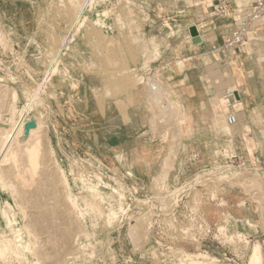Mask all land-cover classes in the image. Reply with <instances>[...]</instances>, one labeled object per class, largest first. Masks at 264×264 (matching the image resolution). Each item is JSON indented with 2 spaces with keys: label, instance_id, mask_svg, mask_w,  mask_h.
I'll return each mask as SVG.
<instances>
[{
  "label": "rangeland",
  "instance_id": "obj_1",
  "mask_svg": "<svg viewBox=\"0 0 264 264\" xmlns=\"http://www.w3.org/2000/svg\"><path fill=\"white\" fill-rule=\"evenodd\" d=\"M82 1L83 0H0V91L13 89L16 92L18 103L21 106H26V103L29 102V96L32 90L39 88L35 95L36 97L32 99V102L30 101L31 106H28L29 109L27 108V111L30 118L34 119L36 124L37 122L41 123L38 134L43 136L42 147L50 151L49 158L53 162L52 164L56 166L55 171L51 168L48 172L50 174L53 173L52 176L55 180L57 179V175H61L62 172V177L67 179L64 185H67L72 190L71 192L74 198L78 196V191H76L77 188L78 190H85V192H87V187H95L100 193L96 200L100 209L105 211H116L111 219L112 222L110 227L105 224L102 217L95 218L94 216H90V214L87 215L86 219L83 221V225L87 232V238L83 237L82 241L90 243L86 250L90 253L93 252V254L92 256L85 254L79 256L78 262H86L87 264H150V262H152L157 264L155 257L147 251V248L150 247L152 242V238L147 230V219L151 217V213H149L151 210L145 212V210H141L140 206L133 203L134 198H132L133 200H129L127 194L124 193V186H134L135 189L138 190V193H140L139 195H141L157 194L159 190L166 189L171 185L178 186L183 183H190V190H192L190 197L192 196V200L195 202L206 200L208 202L209 196L216 197L217 192L224 190V188H221V184L234 185L239 181L240 183L238 182V184L242 183V186L244 183L248 182L247 185L251 183L252 187H254V180L245 177L246 181L242 176L233 175L230 167L227 170L224 169L222 172L214 174V176L209 175V181L207 178L203 177H197L195 179L203 169L212 170L223 166L217 163L202 166L201 168L199 167L198 170H192L189 175H183L182 171L185 168L188 155L185 156L184 153L181 156L180 151L183 146V139L191 137L192 128L184 121L185 117L175 102L174 103L178 107V110L176 108L178 113L175 115L176 120L174 117L169 116L164 118L158 114L159 106L153 103L150 93L148 94L150 103V129L152 135L156 137V146L158 145L157 147L162 152L159 163L161 165V172L168 170V175L167 179H165L166 181L164 180L165 188H160V186L157 185L156 179H154L160 176L161 172L141 182V179H139L137 173H135V169L139 168V159L131 154H121V152H118V149H116L115 132H117L118 128L115 121L109 122L105 127L98 126L97 122L95 125H92L90 113L92 111H98L99 109L103 111L105 107L111 105L112 101H117L118 95L119 93L121 94V92L125 94L129 102L124 101L119 103V111L122 113L126 112L127 106L131 104L132 101L131 91L136 90L138 86L142 85L146 86L148 89L149 78L157 80L155 76H153L154 78L152 77V74H140L142 70L149 71L150 66L148 62L150 59H155L156 56H147L150 54V52H148V47L131 48L120 45L116 46L115 41H112V37L107 39L101 34V26L109 28L108 16L110 15V11H108V6L107 8L104 7L110 4H108V0H96L92 8L90 4L86 5L83 11L84 13H82L80 17L82 21L80 22L79 20V22L74 25L75 28H71L74 16L77 12V4ZM100 3L102 6L105 5L102 7ZM95 6L98 8L97 11L96 8H94ZM97 12L101 13L98 14ZM97 15L100 16L98 17ZM98 20L101 21L99 22ZM103 20L107 22L105 23ZM89 25H93L92 28H89ZM96 28L99 30H96ZM62 42H64V46L58 53V47ZM80 42L87 43V47L77 46V43ZM137 52H141L147 57L143 64L131 66L130 62L127 60V55L133 57ZM82 54L87 55V137L84 142L77 141L75 148L71 150V144L68 143L67 137L61 135L63 134V130H57L59 128L56 122V118H58L57 108H59V101H63V99L67 97V90L73 88L69 85L71 83V78L83 80L81 77L83 76L84 70H81L80 68L82 67H79V65L72 63L73 59L75 60V55ZM55 55L56 58L54 59ZM38 84L40 85L38 86ZM105 97H107L108 100L105 101ZM171 102L173 104V101ZM183 122L185 123L181 124ZM54 130L56 132H54ZM54 135L57 136V140H55ZM175 142L179 143V148L177 152L174 153L172 150L177 144ZM174 143L175 145H173ZM171 153L175 156V160L173 159L174 161H172V167L167 166L168 163H166V160L169 159L168 156L172 155ZM172 156L169 157L172 158ZM195 161L197 160L191 159L192 163ZM166 167H169V169ZM70 170L73 171V174L70 173ZM35 176L39 181L41 176ZM231 178L233 179L231 180ZM239 178L242 179L239 180ZM73 179H75V181ZM78 183L80 186L77 185ZM251 184H249V186H251ZM34 185H37L35 181H33V185L31 184L30 186H32L33 191L37 192L38 189ZM53 185L59 188L56 181ZM75 185H77L76 188ZM30 186H28V192L31 191ZM213 190L216 191V193H214ZM38 192L39 195L38 193L36 194L39 197L33 194L34 192L28 193L29 196L26 193V196L29 197L31 201H29V198H26L28 199L27 202L25 199L22 201L25 209L31 211V206L35 207L36 205H34V202H36L38 206L34 208L35 210L39 209V207H41L40 210L47 207V210L57 211L58 209L59 213L62 211L65 215L67 207L64 202L60 201L63 203L62 207V204L60 202H58L60 203L58 204L49 191L48 193L53 198L47 194L46 197H44L41 195L44 192ZM33 196L40 199V201L43 199V203L40 202L43 205H40L39 201L37 202ZM45 198L48 200H44ZM34 199L36 201H34ZM126 202L129 203V205L125 206L124 203ZM56 203L58 206H61L58 208ZM78 203L81 205L80 200H78ZM44 204H48L50 209ZM55 207L57 209H54ZM56 215L57 214H55L54 217L55 221L51 226L55 224L56 221L57 225L55 224L54 227L52 226L53 229H50V226L48 229V226L44 228L47 230H43L44 233L42 232L38 235L39 240L43 239L40 238L41 236L46 237L51 230H55L57 233L58 225L63 228V222L62 225L58 224L62 221L58 220L59 217H61V219L65 218L66 220L70 218L67 213V216ZM115 217L117 218L115 219ZM240 221L245 226L247 225V228L255 227V224L249 220ZM244 225L240 227L242 231L238 230L233 232L226 231V228L221 229V231L225 230L229 237L234 236L238 239L234 247L236 255L241 248L246 247L245 254L248 249L247 244L238 243L240 241L239 239L246 237L243 230L246 228ZM60 227L58 228L61 231ZM220 227L223 228L224 224ZM131 228L133 230L136 229L137 232L130 234ZM49 229L50 231L47 232ZM55 231H53V234H55ZM46 232L47 234H45ZM53 234L49 233L48 236L50 235L51 237ZM55 235L52 237H56ZM72 245L73 242L71 240L66 246L70 248ZM173 245L178 249L193 254H196L200 249L199 245L196 243L179 239H175ZM58 246H60V244ZM257 246L260 247V245L256 243L254 248ZM251 253L253 254L252 251ZM252 254L250 255L249 264H262V252L261 258L255 261L256 263L252 261ZM196 257L198 258L199 255H195V257L192 258L194 259V261H191L192 264H197L195 260L198 262L200 261L197 260ZM204 260V264H213L210 260L206 259V257ZM0 264L24 263L19 261L16 257L9 256L4 260L0 258Z\"/></svg>",
  "mask_w": 264,
  "mask_h": 264
},
{
  "label": "crops",
  "instance_id": "obj_2",
  "mask_svg": "<svg viewBox=\"0 0 264 264\" xmlns=\"http://www.w3.org/2000/svg\"><path fill=\"white\" fill-rule=\"evenodd\" d=\"M218 2L110 0L109 28L100 25V31L105 38L112 37L116 46L148 47L147 56H156L148 62L149 71L142 70L140 74L156 77L192 128L191 137L183 139L180 151L181 156L188 155L183 175L202 166L228 163L233 175L254 180L256 187L232 184L233 188L224 187L218 192L224 206L201 200V210L212 227L226 224L228 231L240 230L237 219L253 222L254 228L244 229L249 242L245 264L250 263L251 251L252 258L256 252L259 259L262 252L264 264V25H254L241 44L224 49L223 41L234 28L238 12L253 10L254 4L253 0H227L228 15L215 16L213 10ZM189 28H195L200 42H192ZM77 46L87 47V43ZM147 56L137 52L134 58L127 55V60L136 66L143 64ZM72 63L84 70L83 80L71 78L69 85L73 88L59 101L56 118L57 130H63L61 135L67 137L71 150L77 141L84 142L87 137V55H75ZM148 91L143 85L131 91L132 101L126 112L119 111V103L129 102L121 92L117 101L103 111L90 113L92 125L97 122L105 127L115 121L116 149L139 159L135 173L141 182L161 172L162 152L150 129ZM229 92L233 97L228 96L231 104L226 107L225 95ZM229 111L237 116L235 124L226 122ZM191 159L197 161L192 163ZM256 243L261 249L254 248ZM209 248L220 253L214 246Z\"/></svg>",
  "mask_w": 264,
  "mask_h": 264
},
{
  "label": "bare ground",
  "instance_id": "obj_3",
  "mask_svg": "<svg viewBox=\"0 0 264 264\" xmlns=\"http://www.w3.org/2000/svg\"><path fill=\"white\" fill-rule=\"evenodd\" d=\"M108 1H109L108 2V4H109L110 0H108ZM95 2H96V0H83L82 2L77 4L78 5L77 6V12L74 16V20L72 22L73 24H72L71 28L72 27L75 28L74 25L77 22H79L82 13H84L83 11H84L86 5L90 4L91 8H92V6L94 5L93 3H95ZM100 6H102V4ZM104 7L107 8V5ZM88 8H89V6H88ZM94 8H96V11H97L99 6H98V8L96 6ZM96 11H95V13H96ZM100 13H98V14H100ZM97 16L99 17L100 15H97ZM104 16H106V15H104ZM104 16H101V17H104ZM81 21L82 20H80V22ZM193 29H194V31H196L195 28H193ZM63 44H64V42H62V44H60V46L58 47V50H57L58 53L60 52V50L64 46ZM55 58H56V55L54 56V59ZM47 72H48V70H47ZM148 82H149L148 89L151 93V99L154 101V103L156 105H159V107H158L159 113L158 114H160L164 118L169 117V116L174 117L176 120L175 115L178 114L177 113L178 108L175 107L176 105L174 103L172 104V102L167 98V96L165 95V93L162 90V87L159 85V83L156 80L149 78ZM40 84H38V86ZM38 89L39 88L33 89L34 91L32 90V93L30 94V96L27 94L30 97V99H29V102L26 103L27 104L26 106H21L18 103L16 92L13 89L0 91V113H1V115H0V258L2 260H4V259L8 258L9 256H12V257H16L19 261H22L24 264H42V263L43 264H87L86 262H78L79 256H81L83 254L88 255V256H92V254H93V252L90 253L86 250V248L89 247L90 243L89 242L85 243L82 241L83 237L87 238V232H86L85 226L83 225V221L86 219L87 215L90 214V216H94L95 218H101L102 217L105 224L110 227V224L112 222L111 219L113 218L116 211H114V210L105 211V210L100 209L99 205L96 203L97 197L100 195V193L95 189V187H93V186L87 187V192H85V190L82 188L81 189L84 191H81L80 189H79L80 190L79 191L77 188L76 191H78V196H76V198H74L72 195L73 193L71 192L72 190L67 185H64L65 181L67 179L62 177L63 173L61 172V175H60V174H58L60 172H58L57 173L58 174L57 179L55 180V178L52 176L53 173L50 174L48 172L49 170H51V168L55 171L56 166L54 164H52L53 162L49 158L50 151H47V149L42 147V137L43 136L38 134L41 123L37 122L36 127L29 130L28 137L26 139H23L24 138L23 133H24L25 125L30 120V116H29V113L27 111V108L30 105V101L32 102V99L36 97L35 95H36ZM29 91H31V90H29ZM176 108H177V110H176ZM156 113H157V111H156ZM160 115H159V117H160ZM157 117H156V119H157ZM177 119H179V118H177ZM175 143H177V142H175ZM175 143L173 145H175ZM178 144L179 143H177L174 146V149L172 146V149H173L172 151L174 153L177 152V149L179 148ZM172 155L174 156V154H172ZM172 155H169V156H172ZM169 156H168L169 159L166 158V159H168V160H166L167 161L166 163H168L167 166H171L172 161L175 160L174 159L175 156L174 157L172 156V158ZM225 167H226L225 168L226 170L229 168L227 166H225ZM166 168L169 169V167H166ZM70 173L73 174V171L70 170ZM167 173H168V170H166V171L164 170V172H161L160 176H158L157 178H154V179H156L157 185L160 186V188L161 187L165 188L164 180L167 179V175H168ZM35 175L41 176L39 181L37 180L38 178ZM75 179H73V180L75 181ZM232 179L233 178H231V180ZM241 179L239 178V180H241ZM244 179H245V177H244ZM254 179H256V178H254ZM207 180L209 181L208 178H207ZM33 181H35L37 183V185L36 186L34 185V186L38 189V191H41V193L44 192L43 194L40 193L41 195L46 197V194L49 196L51 194L54 197V199H56L55 201L57 203L62 201L65 203V205L67 207L66 213L69 214L70 218L68 217L69 219L66 220L65 218L61 219V217H59V218L57 217L58 220H60V221L62 220L61 223H58V224L62 225V222H63V225H64V226L62 225L63 228H61L58 225V227L61 228V231H60V229L57 227V230H58L57 233L59 235L56 233L55 230H53V231H55L54 233L56 235L53 234L52 230H51L52 233L49 232L50 229H53V227L55 226L57 221L55 222V224L52 225L53 227L51 226V224L55 221L54 220L55 214L65 216L66 213H65V215L62 213V211L59 213L58 209L56 207L54 209H57V211L47 210L48 208L46 206H48V204L47 205L44 204V205H46L44 207H46L47 209L43 208L40 210L41 207H39V209L35 210L34 208H36L38 206L36 202H34L35 203L34 205H36L35 207H33V206H31L32 208L30 207L31 211H28V209H25L23 206L24 203L22 201L24 199L26 202L28 201V199H26V198H29L26 196L28 193L34 192L33 194L38 193V195H39V192L33 191L32 186H30L31 184L33 185ZM51 181L53 183L56 181L59 188H57V186H54ZM153 181H155V180H153ZM246 181H244V182H246ZM238 182H237V184H238ZM249 184H251V183H249ZM77 185H79V183ZM77 185H75V188ZM28 186H30V188H31L30 192H28V190H27ZM158 186H157V189H158ZM251 186H252V184H251ZM98 187H99V185H98ZM258 187L260 188V186H258ZM212 188H214V187H212ZM48 191L50 194L48 193ZM38 195H37V197H39ZM28 196H29V194H28ZM52 196H50V197L53 198ZM87 197H88V199H87ZM33 198H35V196H33ZM35 199L37 200V202L39 201L40 205H43L42 204L43 199L41 201L38 198H35ZM35 199H34V201H36ZM46 199L47 198H45L44 200H46ZM78 200L81 201V205L78 203ZM29 201H31V199ZM46 201H44V202H46ZM40 202H42V203H40ZM32 203H33V201H32ZM57 203H56V206H58V204H60L61 202L58 204ZM61 204L63 207V203H61ZM59 206H61V205H59ZM59 206H58V208H59ZM52 207H51V209H52ZM27 208H29V207H27ZM122 208H123V206H122ZM49 209H50V207H49ZM123 212H124V210H123ZM25 218H26V221H25ZM57 218H55V219H57ZM116 218L117 217H115V219ZM60 221H58V222H60ZM236 222L238 223V225L240 227L241 226L243 227L244 224H242V222L240 220L237 219ZM49 226L51 228L47 232L55 235L56 237H52L53 235H51V237H50V235L48 236L49 233L47 234V232H46L45 234H47L48 237L47 236L46 237L41 236L40 238H43V239L39 240L38 235H40L42 232L44 233L43 230L46 231L49 228ZM46 227H47V229H44ZM245 227L247 228V225ZM224 228L225 227H223V228L219 227V231L221 233H223V237H225V242L233 244L236 241H238V239L236 237H234V236L229 237L228 233H224L223 231H225V230L221 231V229H224ZM38 229H39V231H38ZM240 231H242V228H240ZM38 232H40V233H38ZM135 232H137L136 229L133 230L131 228L130 234L131 233L134 234ZM233 232H235V231H233ZM71 240L73 242V245L70 246V248H67L66 245ZM239 240H244L246 243H248V240L246 239V237L241 238ZM59 244L61 247L58 246ZM62 247H63V249H62ZM192 260L194 261V259H192ZM257 260H259V257L257 256V254L255 252L252 261L255 262ZM203 261L205 262L204 259L199 261V262L195 260V263L197 262V264L198 263L202 264ZM204 262H203V264H204Z\"/></svg>",
  "mask_w": 264,
  "mask_h": 264
},
{
  "label": "built area",
  "instance_id": "obj_4",
  "mask_svg": "<svg viewBox=\"0 0 264 264\" xmlns=\"http://www.w3.org/2000/svg\"><path fill=\"white\" fill-rule=\"evenodd\" d=\"M253 10L240 11L237 18L234 19V28L225 37L222 48L230 49L241 44L246 40L247 35L251 32L254 25H264V0H253ZM215 16L228 15L227 0H219L214 7ZM213 49H216L213 46ZM228 96L233 97V93L229 92L225 95L226 107L231 103L228 102ZM227 124H235L237 116L235 112L229 111L225 114ZM228 163L220 168L203 169L197 177L208 178L209 175L222 172ZM206 176V177H204ZM190 183H183L178 186H170L161 189L157 194H141L134 186H124V193L127 194L129 200L134 198L133 203L141 207V210L151 213V217L147 219V230L152 238V242L148 253L155 257L157 264H191L192 258L199 255L197 260H203L205 257L213 264H245L246 247L238 250L235 254V243L225 242L223 233L219 231L218 226L212 227L205 219L201 210V201L195 202L190 197ZM196 186V185H195ZM233 188V185L221 184V188ZM214 193L216 191L213 190ZM123 193V194H124ZM218 193V192H217ZM216 193V194H217ZM206 195V193L204 192ZM208 201L217 206H224V201L218 196L208 197ZM129 205V203H124ZM123 205V206H124ZM225 230L228 231L226 224ZM224 233H226L224 231ZM175 239L190 241L199 245V251L196 254L176 248L173 243ZM248 240V238H246ZM238 243L249 244L244 240ZM210 246H214L220 250L215 253L210 250ZM240 261V263H239ZM150 264H156L150 262Z\"/></svg>",
  "mask_w": 264,
  "mask_h": 264
},
{
  "label": "water",
  "instance_id": "obj_5",
  "mask_svg": "<svg viewBox=\"0 0 264 264\" xmlns=\"http://www.w3.org/2000/svg\"><path fill=\"white\" fill-rule=\"evenodd\" d=\"M189 33L193 37L192 38V42L193 43H197V42H200L201 41V38L197 34V31H194L193 28H189ZM36 125L37 124H36L35 120L32 119V118H30L29 122L26 123L25 128H24V133H23L24 138L23 139H26L28 137L29 130L35 128Z\"/></svg>",
  "mask_w": 264,
  "mask_h": 264
}]
</instances>
